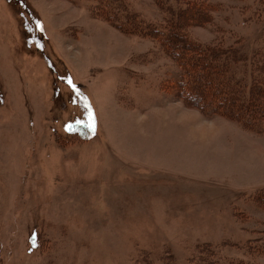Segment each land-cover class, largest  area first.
I'll return each mask as SVG.
<instances>
[{
	"label": "rangeland",
	"instance_id": "374dc122",
	"mask_svg": "<svg viewBox=\"0 0 264 264\" xmlns=\"http://www.w3.org/2000/svg\"><path fill=\"white\" fill-rule=\"evenodd\" d=\"M169 2L0 0V264H264V133L185 104L115 26ZM193 2L190 40L264 54V0Z\"/></svg>",
	"mask_w": 264,
	"mask_h": 264
},
{
	"label": "trees",
	"instance_id": "16d2710c",
	"mask_svg": "<svg viewBox=\"0 0 264 264\" xmlns=\"http://www.w3.org/2000/svg\"><path fill=\"white\" fill-rule=\"evenodd\" d=\"M154 1L164 7L162 9L172 11L169 0ZM173 1L184 2L189 8L177 9L163 27L145 24L134 16H124L122 23L115 26L126 34L138 33L158 42L163 53L180 70L178 80L168 81L167 87L174 86L185 104L207 117L221 115L254 134L264 133V54L247 57L240 48L201 47L188 38L186 30L189 26L209 23V7L201 2L193 6V0ZM111 5L107 4L104 9L106 21L112 18L120 21L119 12ZM259 194L254 198L257 206L264 210V191Z\"/></svg>",
	"mask_w": 264,
	"mask_h": 264
}]
</instances>
